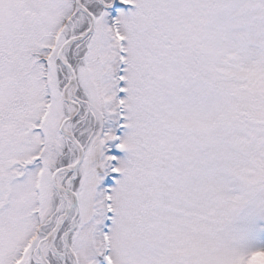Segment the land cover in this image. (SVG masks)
I'll use <instances>...</instances> for the list:
<instances>
[{
    "label": "snow or ice",
    "instance_id": "6c2138e0",
    "mask_svg": "<svg viewBox=\"0 0 264 264\" xmlns=\"http://www.w3.org/2000/svg\"><path fill=\"white\" fill-rule=\"evenodd\" d=\"M0 264H264V0H0Z\"/></svg>",
    "mask_w": 264,
    "mask_h": 264
}]
</instances>
